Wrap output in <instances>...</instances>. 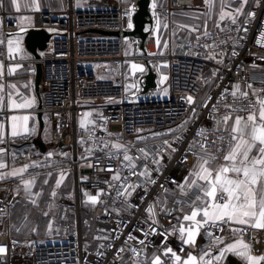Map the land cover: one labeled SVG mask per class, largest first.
Masks as SVG:
<instances>
[{"label": "built area", "instance_id": "built-area-1", "mask_svg": "<svg viewBox=\"0 0 264 264\" xmlns=\"http://www.w3.org/2000/svg\"><path fill=\"white\" fill-rule=\"evenodd\" d=\"M138 2L132 0L135 11L131 28L125 16L129 5L124 3L112 8L99 5L83 10L71 3L61 14H34L32 28L44 29L50 34L46 48L38 51L39 58L31 55L26 61L35 70L37 64L42 69L39 86L42 108L36 111L43 114L63 111L68 115L69 134L66 135L73 150V169L78 174L76 198L69 199L63 193L48 194L30 212L29 203L15 193L17 184L0 181V246L7 248L6 254L0 255V264H152L155 257H159L161 264H176L171 253L163 254L169 247L181 257L180 264L189 255V247L180 239L182 217L185 207L200 190L186 195L184 182L199 156H215V161H225L230 130L218 128L225 123V117H229L227 121L237 116L246 119L256 113L261 107L259 101L264 100V59L259 58L264 57V47L257 43L260 33L264 32V0H253L235 24L225 21L207 30L210 35L198 32L184 39L182 44L170 43L161 53L147 49L134 57L125 53V34L133 30L132 18L139 9ZM209 4L210 0L209 3L167 0L162 13L169 20L175 12L204 13ZM0 18V65L6 68L10 62L7 40L19 27L17 17L5 10L0 11ZM244 28L248 31H243ZM110 32L116 34H106ZM150 42L156 43L151 31L147 39V43ZM139 48L141 50V41ZM233 51L238 55H233ZM136 61L152 67L157 74V85L144 94L148 68L144 72L136 71L138 94L143 97L139 102H128L131 92L128 91L126 64ZM153 62L166 65L168 79L163 87L166 95L158 84V70ZM35 75L34 71V81ZM2 77L0 74V80ZM236 84L240 85L239 90ZM9 88L8 82L5 83L6 92ZM188 96L192 97L191 103L186 100ZM249 102L254 103L249 106ZM81 104L98 109L94 122L87 127L79 126L84 110ZM241 107L246 110L234 111ZM9 116L8 110L1 111L0 123L8 124ZM180 125H184V129L177 141V133L169 130ZM156 133L166 135L154 136ZM100 137L103 140L98 139ZM165 140L177 149L170 159ZM104 141L109 147L101 151ZM116 143L124 147L112 148ZM201 143L205 145L203 150ZM141 148L148 153L147 159L138 151ZM217 148L222 150L217 152ZM86 149L91 152L87 153ZM125 149L136 164L134 171L141 172L147 166L154 183L145 184L146 177L130 174L133 170L126 167L129 162L123 160ZM157 149L162 152L165 165L159 171L149 162ZM185 155L186 162L181 164L179 161ZM117 169L120 170L119 181L111 179ZM81 172L87 175L85 182L78 178ZM82 184L98 197L90 210L82 206ZM127 184L138 186L134 191L129 188L118 195L123 192L121 185ZM46 204L56 212L49 231L42 236L18 237L16 234L27 222L35 225L41 222V210L47 211L43 207ZM150 206L154 215L148 212ZM14 211L22 216L15 226ZM207 229L208 224L203 223L201 231L205 237ZM211 231L223 238L229 232L227 227L223 232L216 228ZM129 235L134 238L128 240ZM250 236H254L249 242L252 253L264 255V230L248 228L243 237L249 241ZM141 240L145 243L141 244ZM120 248L124 251L120 252Z\"/></svg>", "mask_w": 264, "mask_h": 264}, {"label": "crops", "instance_id": "crops-1", "mask_svg": "<svg viewBox=\"0 0 264 264\" xmlns=\"http://www.w3.org/2000/svg\"><path fill=\"white\" fill-rule=\"evenodd\" d=\"M236 1L237 0H224V4L226 6L223 9H221L220 0H210L211 7L209 6L207 11L201 14H206L211 9L213 12L215 11L219 13L221 16V14H223L222 12L227 13L228 10H232ZM166 2L167 0H155L157 7L153 9L152 7L153 0H151L150 12L153 17V26L152 27L147 26L148 27L147 29L150 30L154 36H157L155 33H157V31L161 26V22L163 20L162 18H165V15L162 13V11L166 5ZM19 3H20L19 12L16 11L15 5L11 4L10 0H3V7H0V11L5 10L17 17L18 27H19V31L16 34L11 35L7 40L8 59L10 60V62L6 68L0 65V71L3 76L2 79L0 80V84L4 85L3 91L0 92V95H3L4 97L3 110H8L10 112L8 124H3L4 128L2 131H0V135L3 136V140H4V142L0 144V149H6L4 153L0 154V162H3L7 165L5 168H0V181H14L17 184V187L15 189V193L17 197L21 199L23 202L29 203L30 206L29 211L31 212L32 210L37 208L36 206L37 203H39L41 200L43 201V198L46 195L52 194L53 192L63 193L70 199L69 195L74 185H70V183L66 181V176L67 174L72 173V176L74 177V184L76 187V179L78 174L73 169V165H72L73 150L72 147L70 146V142L68 143L69 140L67 141L68 138L67 135L69 134L67 113L63 111L44 113L43 114L44 128L43 129L40 128V124L37 118L38 113L36 111L41 103L40 94L36 91L35 81H33L32 86H29L28 84V81L31 76L28 77L27 75L31 74L32 67H30L26 62L31 57V54L27 51L24 44L26 32L29 29H32V27H34V14L37 12L48 11L49 13H53V14H61L71 3L77 9H79L78 6L80 4V6L83 7L80 8L79 10H83V9L96 7L99 5H104L112 8V7H117L118 3H124V2L123 0H65V4H63L64 3L63 0L62 3L58 2L56 4L50 5L47 4V0H19ZM25 4H28L27 8L25 7ZM35 4L39 5L38 10L36 9ZM228 8H232V9H228ZM233 15H235V13H233ZM243 16L242 14L235 15L236 20L241 19ZM226 17L224 18L225 20L222 22L219 20L220 23L218 25H220L225 21L231 20L230 16L228 17L226 15ZM157 21H159V23H157ZM0 22H2L1 18H0ZM1 26L2 23H0V36H1ZM168 28H169L168 39L165 44L167 46L170 43L182 44L184 39L186 38L182 39L181 37H176L174 35L172 27H168ZM9 40H11L12 42L11 51L9 50V43H8ZM150 46H152L154 50L157 49V43H150L149 47ZM166 47L164 46V48ZM133 64H135V62H130L126 64V73L132 71V73L131 72L130 73L134 76V73L137 70L133 69L132 67ZM34 71L36 72L35 69ZM133 78L134 79L128 80V91L131 93L132 91H135V89L138 90L137 80L135 77ZM7 82L8 85L14 84L15 88L10 87L6 92L5 83ZM166 83L167 80L165 81V84H162L163 87L166 85ZM20 95L23 96L19 98ZM25 100L31 101V104L28 107H20V108L10 107L13 101H15V103L17 104H22L25 102ZM259 110L260 108L256 111L257 123H259ZM84 114L85 112L83 111L81 118L84 116ZM12 115H16L18 117L28 116L29 117L27 124L28 130L29 133H32L34 129V134H29L27 138H24L25 134L23 133V121L17 120L15 123L17 125V130L21 132V135L17 137H12L10 135L11 125L13 123L10 119ZM235 119L236 118L229 119L225 123L218 125V128L231 130L234 126ZM243 120H242V125H243ZM39 135L41 136V139L44 143V149L39 148L32 144V141L35 138H37ZM63 135H66L67 137L64 139ZM49 153H51L52 155L49 156L48 155ZM255 154H256V150L255 148H253L252 153L250 155H255ZM67 158H70L71 163L70 162L67 163L68 161L66 162ZM197 160L194 162L191 170L197 164ZM230 163L231 162L229 161H222V162L210 161V164L206 165V167H211L213 165L230 164ZM26 165L28 167L25 169V171L18 172L16 175H8V173H11L13 169L19 170L21 168H25ZM33 165H39V166H33ZM55 173L57 175L53 181V177H51V175ZM190 173L187 178V180L189 181L192 179ZM61 175H63L62 180L60 179ZM213 175H215V173ZM227 175L232 176L233 174L229 172ZM78 178H80L81 182H85V180H87V175L81 172ZM30 181L31 184L29 187L28 182ZM204 183H205L204 181L197 179L195 185H189V184L185 185L184 193L186 195H189L190 193L198 189L200 190V193L197 195V197H201L200 200H198L197 197H195V199L192 202L188 203L187 206L185 207L184 214L182 217V229H183V236L185 238L187 237V232L189 227H192L193 230L195 231V222L191 220H185L184 217L190 215L192 211L199 209L200 214L196 218L199 221L202 219V210L205 206L204 201L208 200L211 201L213 204L215 203V201H212L211 197L204 195L200 187L196 186V185H202ZM49 185L52 186V188H50ZM81 187L82 188L80 189V191L82 192L81 194H83L82 195L83 209L90 210L91 208H93V204L88 200V196L89 195L96 196V194L89 191L86 188L85 184H82ZM257 187H259V185H257ZM84 193L87 195L85 196ZM216 197L217 199L219 198V190H217ZM43 207L47 208V211L41 210L42 212L41 221L45 223H49V226L46 225V229L44 230V234H46V232L49 231L52 218L54 217L56 212L54 210H51L50 207H47V204L44 205ZM21 217L22 216L18 211H14L12 214V222L17 224L20 221ZM202 224L203 223H201L199 227V232L195 236V243L194 244L185 243L189 247L190 253L197 257L198 264H199V257L201 251L207 248L209 244L208 238L202 235V231H201ZM232 227L238 228V227H242V225L233 224ZM229 239L235 242L236 237H232L231 233L228 232L224 239V244H227L229 242ZM243 240L244 242L249 243V241L244 237ZM223 246H224L223 244L219 245V247L221 248ZM209 252L211 257L216 256L215 248L209 249ZM249 254L253 257H259V255L252 253L251 247ZM210 256H205V261L209 260ZM187 258L188 256H186L183 259V262ZM213 264H218V262L213 260ZM223 264H245V261L242 260L239 256L228 254L227 258L223 261ZM259 264H261V261H259Z\"/></svg>", "mask_w": 264, "mask_h": 264}, {"label": "snow or ice", "instance_id": "snow-or-ice-1", "mask_svg": "<svg viewBox=\"0 0 264 264\" xmlns=\"http://www.w3.org/2000/svg\"><path fill=\"white\" fill-rule=\"evenodd\" d=\"M124 3L129 5L128 11L125 12V16L128 18V27H132L131 17L135 11V5L132 4V0H123ZM206 3H209V0H205ZM248 0H240V5L246 4ZM10 3L15 5L16 11H20V3L19 0H10ZM211 7V5L209 4ZM226 5L224 4V0H220V7L223 9ZM0 7H3V0H0ZM25 7H28V4H25ZM36 9H39V5L35 4ZM153 9L157 7L155 0H153L152 4ZM242 11L241 7H237L235 9L230 10L227 13H223L220 16V19L223 20L225 16L231 17V22L233 24L236 23V17L233 15L234 13H240ZM250 16H255V13H248ZM27 18V17H25ZM2 23V22H0ZM159 23V21H157ZM167 27V25H165ZM195 30V29H193ZM240 31V28L236 29ZM243 31L247 32L248 29L244 28ZM206 36L210 35L205 31L204 33ZM200 37L197 36V40ZM243 39V37H241ZM9 50L11 51V40H9ZM257 43L261 44V47H264V32L260 33V39ZM157 44L159 46V40H157ZM167 45L165 44V47ZM205 47H208L205 45ZM233 55H238L237 52L233 51ZM260 59H264V57H259ZM218 63L220 61H217ZM133 69H136L140 72L144 71L143 67H140L136 64L132 65ZM2 74V73H0ZM168 79L167 76H163L161 78V83ZM10 87L15 88V85H10ZM236 89L239 90L240 85H235ZM251 88V85H248ZM4 85L0 84V92L3 91ZM165 95L167 94V90H164ZM233 96H236V93H232ZM242 95L247 96V93H242ZM187 102H192V97H186ZM254 102H249V106L252 105ZM31 104V101L25 100L22 104H17L15 101L12 102L10 107L20 108V107H28ZM259 104L261 105L259 110V123L256 122V113L253 112L252 114L248 115L246 120H243L242 117L237 116L234 121V126L230 130V139L229 149L227 154L224 156L225 161L231 162L230 164H223V165H213L211 167H206V165L210 164V161H215V156H207L201 155L198 157L197 164L191 170V177L192 179L185 180V184L195 185L196 180H202L205 183L202 185H196L197 187L201 188V191L204 193L205 196L211 197L212 201H215L213 204L211 201L205 200L204 201V208L202 210V219L197 220V216L200 214V210H194L191 212L190 215L184 217L185 220H191L195 222V231L192 227H189L187 232V237L185 238L181 235L180 239L187 244H194L195 243V236L199 232V227L201 223L208 224V229L205 231V235L208 237L209 244L208 247L201 251L199 257V264H213V260L217 261L218 264H223V261L227 258L228 254H233L239 256L242 260L245 261V264H259V261H264V255L259 257H253L250 253V243H246L243 240V233L247 231L248 228L252 229H262L264 230V100H260ZM4 107V97L0 95V111L3 110ZM246 109L241 107L239 109H235L234 111H245ZM194 114V113H193ZM229 117H225V122ZM11 121L13 122L11 125V133L12 137H17L21 135V132L17 130L16 121L21 120L23 121V133L24 138H27L29 134H34V129L32 133H29L27 124L29 117L22 116L18 117L16 115L11 116ZM243 120V125H242ZM187 123V121L185 122ZM81 127H84L83 121H81ZM4 128L3 124H0V131ZM184 125L178 126L176 129H170L169 132H176L177 135L175 140H180V133L183 131ZM156 135H166V133H156ZM203 135V132L201 133ZM103 140L102 137L98 138ZM139 140L146 139L145 137H138ZM222 143L224 138H220ZM4 142L3 136L0 135V144ZM83 143V141H81ZM164 143L168 146L169 151V159L171 158V153L177 151L176 148L172 147L169 141L165 140ZM109 147L107 141H104L103 148ZM117 150L121 149L122 146L119 143L113 144L111 146ZM201 149L203 150L205 145L203 143L200 144ZM253 148L256 150L255 155H250L252 153ZM221 148H217V152L221 151ZM6 149H0V154L4 153ZM140 153L143 154V158H148V153L145 152L143 148L138 150ZM87 153L91 152V149H86ZM49 156L52 154L49 153ZM66 155V154H65ZM106 155H111V153H106ZM119 156V152L117 153V157ZM159 157V158H157ZM141 157H136L139 160ZM123 160L128 161V165L126 167L132 169L130 171L131 175H140L146 177L144 183H154L155 181L150 179L151 173L147 166L144 167V170L141 172H136L134 169L136 168V164L133 160V157L127 154V149L123 152ZM163 155L162 152L157 149L156 152L153 153L151 160L149 161L152 164L156 165L157 171L163 169L165 165L162 163ZM181 164L186 162V155L181 158L179 161ZM7 165L3 162H0V168H5ZM39 166V165H33ZM28 166L26 165L25 168H21L19 170L13 169L11 173L8 175H16L18 172H23ZM110 170V169H107ZM119 169H117V174L111 177L112 180L119 181L121 180V176L119 175ZM231 172L233 175L228 176L227 174ZM215 173V175H213ZM60 179H63V175H61ZM127 180V177H124ZM174 182V181H173ZM59 183V182H58ZM57 183V186H58ZM31 181L28 182V186L30 187ZM259 185V187H257ZM138 185H121L123 188V192L118 193V195L124 194L127 192L129 188L133 191L135 187ZM163 188V185H161ZM217 190H219V199L216 197ZM167 191V190H165ZM146 193V189H145ZM53 196L56 195L55 192L52 193ZM87 195V194H86ZM198 200L201 197H197ZM88 200L95 205L98 202L97 196H88ZM35 202V201H33ZM148 212L154 215L153 208L150 206L148 208ZM155 223V221H153ZM233 224L242 225L246 227L235 228L232 227ZM225 227L228 228L229 232L231 233L232 237H236L235 242L229 239L227 244H224L223 237L218 235H213L211 229H218L219 231L223 232ZM182 231V230H181ZM147 234V233H146ZM131 235L128 236V240L133 239ZM254 239V236L249 237V242ZM141 244L145 243L143 240L140 241ZM223 244L224 246L221 248L219 245ZM103 247V245H101ZM215 248L216 249V256L211 257L209 249ZM120 252H123L124 249L120 248ZM133 252H136L135 249H132ZM7 248L5 246H0V255L6 254ZM171 253V256L175 258L176 264H180L181 257L177 255L170 247L164 251V255L167 256ZM139 253H137L138 255ZM205 256H210V259L205 261ZM152 264H161L159 257H155ZM183 264H198L197 257L189 253L188 258L183 262Z\"/></svg>", "mask_w": 264, "mask_h": 264}, {"label": "rangeland", "instance_id": "rangeland-1", "mask_svg": "<svg viewBox=\"0 0 264 264\" xmlns=\"http://www.w3.org/2000/svg\"><path fill=\"white\" fill-rule=\"evenodd\" d=\"M252 1L253 0H248V2L246 4L240 5V0H237L234 4L233 9L237 8L238 6L241 7L242 11L238 14H242V16H243V15H245V13H246V11H247V9H248V7ZM58 2L62 3L63 0H47V4H50V5L56 4ZM63 4H65V0H64ZM78 7L80 9L83 6H80V4H79ZM228 9H232V8H228ZM229 11L230 10H228V12ZM222 13H225V12H222ZM238 14L235 13V15H238ZM162 19L163 20L161 22V26H160L159 30L157 31V33H155L157 35V36H155L156 39L159 40V46L157 44V49L155 50L157 53H161L164 49L165 43L168 39V33H169L168 27H172V30H173L174 35L176 37H181L182 39H184V38H188V37L192 36L195 33L204 32V31L213 29L220 23L219 20L221 22L225 20V19L221 20L220 14L215 12V11L213 12L211 9L206 14H201V13H197V12H175V13H173V15L171 16V18L169 20L165 19V18H162ZM165 25H167V27H165ZM193 29H195V30H193ZM150 43H146V46L148 45V47H146V49L149 48ZM156 43H157V41H156ZM139 45H140V40L132 38V37H127L125 53L127 55H130V56L138 57L140 54L143 53V51L140 50ZM163 63L164 62H153L154 66L157 68V70L158 71L160 70L158 73V84H159L160 88L164 91L165 88H163L162 84H165V81H163V83H161V78L166 75L167 69H166V65ZM135 64L140 66V67H143L144 71H147L146 64H144L140 61H136ZM98 65L101 66V64H98ZM158 65H160L162 67H158ZM107 66L109 68H112L110 66V64H107ZM30 67H32V66H30ZM102 67H104V65H102ZM130 72L132 73V71H130ZM130 72L127 73V76H126L127 80L134 79L133 78L134 76ZM27 76L28 77L31 76L29 81H28V84H29V86H32V83L34 81V68L33 67H32L31 74L30 75L28 74ZM142 97H143L142 95L138 94V90L135 89V91H132V93L128 94L127 100H128V102H139L142 99ZM81 106L84 108L83 111L85 112V114L82 118L81 117L79 118V126H81V121H83L84 127H87L91 123L94 122V120L98 114V109L94 108L95 106H88L87 104H81ZM68 140H69V138H67V141ZM69 142L70 141H68V143ZM66 162L71 163L70 158H67ZM56 175H57L56 173L51 175V177H53V181L56 178ZM66 181L68 183H70V185H74L73 189L71 190V193L69 195L70 199L76 198V187L74 184V177L72 176V173L67 174ZM50 188H52V186H50ZM85 196H86V194H85ZM15 225H16V223H13V226H15ZM46 225L49 226V223H45V222L41 221L38 225H35V224L30 223V222H27L26 224H24V226L21 229V231L19 232V234H16V235L18 237H28V236H31L32 234L35 236H42L44 234V230L46 229ZM32 229H34L33 233H31Z\"/></svg>", "mask_w": 264, "mask_h": 264}, {"label": "water", "instance_id": "water-1", "mask_svg": "<svg viewBox=\"0 0 264 264\" xmlns=\"http://www.w3.org/2000/svg\"><path fill=\"white\" fill-rule=\"evenodd\" d=\"M150 6H151V0H139L138 7L139 9L137 12L133 15V30L129 33H126V37H132L139 39L141 41V50L143 52L146 51V43L148 36L150 34V31L147 30V26L152 27L153 26V17L150 12ZM43 14L48 15V11H43ZM109 35H115L116 33H106ZM50 38V34L45 31L44 29H29L26 32L24 44L27 51L39 58L38 51H43L46 48V43ZM148 73L145 76V84L143 86V93L146 94L151 88L156 87L157 85V74L153 71L151 66H147ZM42 76V69L41 65L37 64L36 66V75H35V88L36 91L39 93V86ZM42 108V105L40 103L39 110ZM37 118L40 124V128H44V121H43V112L38 111ZM32 144L44 149V143L41 139V136L39 135L37 138H35L32 141Z\"/></svg>", "mask_w": 264, "mask_h": 264}, {"label": "bare ground", "instance_id": "bare-ground-1", "mask_svg": "<svg viewBox=\"0 0 264 264\" xmlns=\"http://www.w3.org/2000/svg\"><path fill=\"white\" fill-rule=\"evenodd\" d=\"M147 50V49H146ZM150 51H154V48L152 46L149 47Z\"/></svg>", "mask_w": 264, "mask_h": 264}, {"label": "trees", "instance_id": "trees-1", "mask_svg": "<svg viewBox=\"0 0 264 264\" xmlns=\"http://www.w3.org/2000/svg\"><path fill=\"white\" fill-rule=\"evenodd\" d=\"M172 15H173V14H172ZM164 49H165V48H164ZM164 49H163V50H164Z\"/></svg>", "mask_w": 264, "mask_h": 264}]
</instances>
